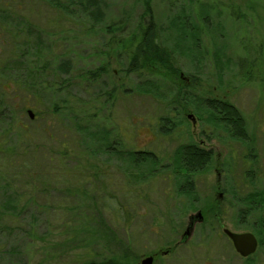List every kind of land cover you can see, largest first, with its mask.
<instances>
[{"label": "rangeland", "instance_id": "374dc122", "mask_svg": "<svg viewBox=\"0 0 264 264\" xmlns=\"http://www.w3.org/2000/svg\"><path fill=\"white\" fill-rule=\"evenodd\" d=\"M51 1L59 5L51 7L48 0H21L24 7L29 6L30 13L26 10L21 12L28 24L45 33L52 31L56 41L54 44L53 40L50 41L51 46L46 44L44 52L56 60H68L72 64L79 62L81 67V63L92 60L90 55L94 57L93 53L99 48L103 38L99 25L126 20L122 21L124 35H131L146 7L149 13L145 11V14H151L158 27L161 44L173 54L174 66L166 70L159 64L145 63L139 76H136L127 71V62L123 58L118 60V64L111 53L109 76L101 78L100 85L86 90L83 86H80L81 89L76 87L71 92H76V97L67 94L73 105L78 106L80 101L79 114L84 110L93 116L91 123L80 119L75 122L70 116L65 119L47 116L49 103H34L31 98L19 96L24 91L22 87L15 88L18 96L9 106L12 112L6 110L7 118H12L6 124H16L28 130L29 136L35 140V144L29 142L33 155L28 157V162L40 166L37 169L50 174L52 180L39 181L33 191L32 203L38 211L35 223L37 240L29 241L25 233L29 228L30 214L17 216L16 224L21 227L11 235L0 234V264H84L92 258L98 261L104 254H95L93 247L88 249L84 242L90 235V222L95 218L94 208H105L106 223L112 224L114 231L123 238L130 233L127 225L131 224L115 223L119 216L116 210H121L124 218L133 219L134 231L140 229L139 226H153L152 232L156 231V234L147 233L144 238L132 235L130 238L135 260L147 255L145 252L158 250L156 248H161L164 240L161 229L173 226L177 219L178 201L172 200L174 197L169 200L167 196L176 192L178 183L165 166L174 164L173 154L186 143L211 148L219 161L232 151L231 173L227 175L222 171L220 178L221 186H228L229 189L235 181L234 177H238L236 180L240 184L247 182L239 160L253 146L255 161L244 164V167L253 172L255 185L248 186L258 189L264 186V0ZM60 6L62 12L58 11ZM59 17L64 20L57 19ZM91 24L97 28L87 35L86 28H90ZM47 25L52 28L47 29ZM62 37L64 39L60 41ZM4 38L0 30V54L5 56L9 47L2 41ZM251 58L256 66L252 69L251 78H248L243 70L240 72L239 66L240 61H245L247 65L246 61ZM175 68L177 70L173 73ZM6 80L2 82L8 88ZM181 84L188 85L201 99L228 100L244 117L251 140L245 144L229 139L214 116L200 106L201 103L193 102V94L186 103L180 104L175 90L178 91L177 87ZM113 87V100L103 102L100 96L94 100L99 91ZM6 103L11 102L7 99ZM182 105H185V110H182ZM27 110L33 113L32 119ZM187 115L192 118H187ZM163 118L176 123L165 137L159 132ZM3 122L6 126V120ZM5 126L2 125V128L5 129ZM97 131L101 132L97 135L100 140L94 136ZM5 134L0 131V137ZM24 141L25 138L18 144L22 147ZM108 146L112 147L107 150ZM140 150L150 151L159 162L148 167L134 166L127 153ZM229 157L227 163L231 164ZM19 163L22 164L21 161ZM213 170L196 178L199 179L195 182L196 192L204 205L215 202L214 195L210 194L216 178ZM225 176L230 177L232 182ZM20 177L19 174L14 184L22 187L24 181ZM18 190L21 192L22 188ZM83 191L90 193L83 197ZM223 196L227 198L228 195L225 193ZM103 202L107 204L104 207L101 206ZM222 209L219 218L222 222L228 221L227 227L238 233L251 232L260 243L256 253L245 263L231 252L229 246L225 248L223 243L213 240L212 254H204L202 248V254H171L158 258L154 264H264V229L254 233L253 223L241 224L233 207ZM188 213L195 214L196 210L189 209ZM207 214V219L212 220L210 213ZM140 219L143 221L137 223L136 220ZM67 221L73 222L69 232L66 230ZM82 228L87 232L80 234ZM68 238H75V241L68 243ZM12 247L17 248L18 254H8V249ZM183 249L181 247L180 250ZM118 253L114 256L123 255Z\"/></svg>", "mask_w": 264, "mask_h": 264}, {"label": "trees", "instance_id": "16d2710c", "mask_svg": "<svg viewBox=\"0 0 264 264\" xmlns=\"http://www.w3.org/2000/svg\"><path fill=\"white\" fill-rule=\"evenodd\" d=\"M48 3L51 7H57L59 5L51 0H48ZM24 10L30 13L29 6L28 8L24 7L21 4V0H0V30L3 37H5L2 41L9 47L7 55L0 54V131H3V133L6 132L5 136L0 137V234L11 235L16 228L21 227L20 224H16L17 216L29 213V228L26 227L28 229L25 230V233L29 241H36L38 236L35 223L38 211L33 207V191L39 181H51L52 177L50 174L38 170L37 168L40 166L28 162V157L33 155V151L29 147V142H35L29 136L28 130L25 131L24 128H20L16 124H6L12 119L7 118L8 113L12 112V108L9 106L12 103L14 104L13 100L18 96L14 92L15 88L17 86L22 87L24 91L19 96L26 99L31 98L34 103L41 101L49 103V107H47L45 113L47 116L50 115V117H58L60 119H65L67 116H70L75 122L77 119H80L81 121L91 123L90 121H93V116L86 114L84 110L79 114L78 107L82 106L80 101L78 106L76 104L73 105V102L71 103L68 99L67 94L75 91L76 87L83 86L82 88L86 90L90 86L100 85V79L109 76L108 61L111 53L115 55V61L118 64V60H122L120 58H123L127 62L125 65L127 71L131 74L134 73L136 76H139L145 63L148 65L152 62L157 65L159 64L158 66L163 69L170 70L174 66V60L172 52L161 44L158 27L152 15L145 14V11L149 13L146 7L144 14L140 16L133 30L134 32L131 35H124L122 19L99 25L100 34L103 35L102 40H100L101 42L99 41V48H96L93 53L94 57L90 55L92 60L81 63V67L78 66L79 62L72 64L68 60H56L54 56L45 54V45H50L49 43L52 40L54 44L56 41L55 37L51 30V32L48 30L45 33L44 30H40L37 26L28 24L27 21L25 22V16L21 12ZM58 11L62 12L63 10L61 8ZM57 19L63 18L59 17ZM123 22H126V20ZM183 24L185 25V23ZM46 28L51 29L52 26L47 25ZM96 28L97 26L91 24L90 28H86V34H90L92 29ZM63 39L64 37L60 41H63ZM67 49L69 50V48ZM244 62L240 61L239 70L240 72L243 70L244 75L246 74L248 78H251L252 69L256 66L255 60L253 58L247 60V65ZM90 65L92 67H89ZM175 70L177 69L175 68L173 73ZM5 79L9 83L8 88H5L2 82ZM101 84L103 85V83ZM114 89L113 87L111 90L99 91L97 98H94V100H97L99 96L103 99V102H109V99L113 100ZM177 89L178 91L175 90V92L180 104L186 103L188 97L193 94V102L201 103L200 106L204 107L209 111L210 115L212 114L214 116V120L227 132L226 134L229 139L241 141L245 144L251 140V137L247 134L244 117L228 100L208 97L201 99L198 96L196 97L192 89L185 84H181ZM71 95L76 97L77 93L75 92ZM7 99L11 103H6ZM84 105L85 103L83 107ZM72 106H74V110ZM185 109V105H182V110ZM6 110L8 113H6ZM5 120L6 126L3 122ZM160 124L159 132L164 137L169 135L176 125L175 122H170V119L167 120V118L161 119ZM2 125L3 127L5 126V129L2 128ZM100 133V131H97L94 135L98 140L101 139L97 136ZM24 138L25 141L21 147L18 143ZM111 147L108 146L106 149L109 150ZM228 153L230 157L227 156L222 161H219V159H215L213 150L197 149L194 143L190 142L180 145L173 154L174 164L165 166V168L170 169L171 175L178 183L176 184L177 188H179L177 193L186 197V199L189 198V209H206L212 219H220L219 217H221L223 211L214 207L212 204L208 205L210 203H206L207 205L205 206L204 202L202 203L201 201L200 205L197 206L196 203L198 202L193 200L196 198V194L188 188L194 186V177L203 174L206 175L210 173L212 168H218L219 171H223L229 175L228 173H231L229 165L232 166L234 155H232V151ZM253 153L254 147L251 146L249 152L244 154V158L239 160L244 178L248 179L247 182L245 181L246 183L240 184V181L236 180L238 177H234V183H231L229 186L232 189L233 184V191L226 190L227 195L231 194V198L230 200L224 198L222 207L224 208L225 204L230 205V208L233 207L241 224L243 222H247V224H249L248 222L253 223L252 229L254 233H258L260 228L261 230L264 229V186H261L260 189L249 187L248 184L255 185V177L253 176V172H249L251 170L248 171L244 167V164L255 161L256 155ZM127 155L130 163L138 168L144 165L147 167L148 165H156L159 162L151 152L138 151L127 153ZM228 157L231 158V164L227 163ZM19 174L22 176L20 178L24 181L22 187L14 184ZM233 174L235 175V172ZM225 178L232 182L230 177L225 176ZM20 188H22L21 192L18 190ZM226 188L228 186L224 189ZM88 193L90 192L83 191V197H86ZM106 205L103 202L101 206L104 207ZM93 206H96V204ZM103 209L105 210V208ZM103 209L94 208L95 218L90 222V235H88V239L84 242L85 247L88 249L93 247L95 254H104V256L100 257L98 261L94 258L89 259L84 264L136 263L138 259L135 260L134 255L127 253L132 252L130 238H132L133 234L130 232L127 237H120L114 231V226L106 223ZM185 209L188 208L184 206L183 211L185 212L183 213H187ZM64 210L66 211V209ZM116 212L119 215L116 217V220H127L129 222L133 220L128 217L124 218L121 210H116ZM140 216L142 215L140 214ZM72 223L67 221V232L73 226ZM127 227L132 228L133 225H127ZM79 231H82L80 234L87 232L85 228ZM67 240L70 243L71 241H75V238H68ZM96 246L100 249L96 248ZM117 251L123 255L114 256V254L118 253ZM8 254H18L17 248H9Z\"/></svg>", "mask_w": 264, "mask_h": 264}, {"label": "flooded vegetation", "instance_id": "af4514ba", "mask_svg": "<svg viewBox=\"0 0 264 264\" xmlns=\"http://www.w3.org/2000/svg\"><path fill=\"white\" fill-rule=\"evenodd\" d=\"M189 116L192 118L191 115H187V118ZM194 146L197 149L212 150L211 148H202L200 145L195 144V143H194ZM134 152H138V151H134ZM140 152H150V151L140 150ZM154 156L156 159H158L156 155ZM213 172L215 173L216 178H215V185L210 189L211 191L210 194L211 195L213 194L215 198V202H212V205L218 208L219 210L223 211L222 210L223 208L222 201L224 200L223 195L226 193V190L231 191L232 189H229V188L224 189L221 186V183H220L221 171H219L218 169H214ZM198 176L194 177V180H195L194 186L192 188H188L189 190H192L196 194V198L193 199L194 201L198 202L196 203V205L197 204L200 205V201H201V199L198 197V194L196 192L198 188L195 186V182L199 180V179H196ZM177 191H179V188H176V192L174 194L167 196L169 200L174 197V199L172 200L178 201V203L176 204V206L178 205V207L176 208L177 210L176 218L177 219H176L175 224H173V226H163L164 229H161V232H162L161 238L164 239L163 246L161 248H156L158 250L155 249L156 251L154 252H149V253L145 252V254L147 255L142 256V257L140 256V260H138L135 264H139L143 259L147 257H152L153 259L152 264H154L157 260L171 256V254H202L200 252L202 248H203L204 254H212L213 253L212 248L214 247L213 240L219 241L218 244L223 243L225 245V248L229 246L231 252L235 253L242 260L243 263H245L249 257H251L252 255L256 253L258 247L260 246V243L256 236H254L257 240V247H256L255 252L249 257H241L235 251L230 238L225 234L226 230L233 232V233H237V234L251 233V232H241V233L234 232L229 227L226 226L228 221L224 220L222 222L221 218L220 219L214 218L212 220L206 219V217L208 216L206 209L205 210H202L200 208L196 209L195 214H190L191 212L188 213L189 209H185L187 210V213H183L185 212L183 211V208H184L183 206H186V207L190 206L188 202L189 199H186V197L179 195ZM163 194H166V193H163ZM230 198H231V194L227 196V200H230ZM227 208H230V205L225 204V210H227ZM198 213H200V218L198 217ZM142 221L143 220L141 219L136 220L137 223H141ZM151 221L152 223L154 222V220H151ZM114 222L117 224L129 223V221L127 220H120V219L115 220ZM130 224L133 225L132 220L130 221ZM139 227L141 228L136 229L135 231L133 227L130 228V232L131 234H133V236L144 238L146 237L147 233L150 235L151 233L156 234V231L152 232L153 230L152 225H147L143 227L139 226ZM130 242L132 241L130 240ZM181 247H184L185 249H183L182 251L180 250ZM127 253L134 254L133 252H127ZM218 254H222V253H218Z\"/></svg>", "mask_w": 264, "mask_h": 264}, {"label": "water", "instance_id": "95a60500", "mask_svg": "<svg viewBox=\"0 0 264 264\" xmlns=\"http://www.w3.org/2000/svg\"><path fill=\"white\" fill-rule=\"evenodd\" d=\"M27 114L30 119L33 118V113L28 110ZM189 118H191L189 116ZM198 217L200 218V213H198ZM225 234L230 238L232 241L233 247L235 251L241 256V257H249L251 256L257 247V240L251 233H233L230 231H225ZM153 259L152 257H147L143 259L139 264H152Z\"/></svg>", "mask_w": 264, "mask_h": 264}]
</instances>
